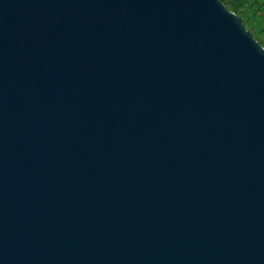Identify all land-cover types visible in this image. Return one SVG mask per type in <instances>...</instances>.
Listing matches in <instances>:
<instances>
[{
  "label": "water",
  "instance_id": "obj_1",
  "mask_svg": "<svg viewBox=\"0 0 264 264\" xmlns=\"http://www.w3.org/2000/svg\"><path fill=\"white\" fill-rule=\"evenodd\" d=\"M0 264H264V46L222 0H0Z\"/></svg>",
  "mask_w": 264,
  "mask_h": 264
},
{
  "label": "rangeland",
  "instance_id": "obj_2",
  "mask_svg": "<svg viewBox=\"0 0 264 264\" xmlns=\"http://www.w3.org/2000/svg\"><path fill=\"white\" fill-rule=\"evenodd\" d=\"M222 1L225 3L226 7L229 8V9L232 8V5L234 7L238 6L234 10V12L239 15V17L244 22L245 26L249 29V31L254 36L256 34V35H258V39H262V41H263L262 45L264 46V31L263 32H259L257 30L256 26L254 25V23L252 22V20L257 19V20H259V23L261 25H264V17H263V15H261V13H257L256 11L252 13L251 11H249V8H243V4H241V2H240L241 0H222Z\"/></svg>",
  "mask_w": 264,
  "mask_h": 264
},
{
  "label": "trees",
  "instance_id": "obj_3",
  "mask_svg": "<svg viewBox=\"0 0 264 264\" xmlns=\"http://www.w3.org/2000/svg\"><path fill=\"white\" fill-rule=\"evenodd\" d=\"M241 4H243V8H249V11L253 12H257V13H261V15H263L264 17V0H241L240 1ZM238 6L234 7L232 5V10L234 11ZM243 17V16H242ZM252 22L254 23V25L256 26L257 30L259 32H263L264 31V25H261L259 23V20L255 19L252 20ZM255 38L258 40L259 43H263L262 39H258V35L255 34Z\"/></svg>",
  "mask_w": 264,
  "mask_h": 264
}]
</instances>
